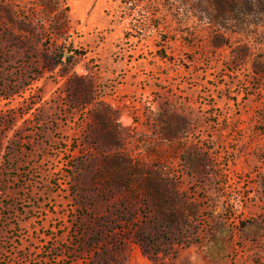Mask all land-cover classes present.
<instances>
[{"label": "rangeland", "instance_id": "374dc122", "mask_svg": "<svg viewBox=\"0 0 264 264\" xmlns=\"http://www.w3.org/2000/svg\"><path fill=\"white\" fill-rule=\"evenodd\" d=\"M180 1L0 0V264H264V39Z\"/></svg>", "mask_w": 264, "mask_h": 264}, {"label": "trees", "instance_id": "16d2710c", "mask_svg": "<svg viewBox=\"0 0 264 264\" xmlns=\"http://www.w3.org/2000/svg\"><path fill=\"white\" fill-rule=\"evenodd\" d=\"M181 4L185 5L182 1H180ZM191 6L192 12L188 11V6ZM207 5V7H206ZM214 6L215 8V15L212 14V11L209 9ZM234 4L232 3V0H188L187 4L185 5L186 8V13L188 18H196V15L193 13L195 12L196 9H203L204 11L208 12V16L211 19V24L209 28L215 33L214 36V45L218 48L223 47L225 45H229V42L232 38L231 35H245V36H255V37H260L261 39H264V32H257L251 35H247L245 33L236 31V30H224L221 27L222 24V17L227 14L232 8H234ZM182 8L178 7V17L181 15L180 10ZM184 9V8H183ZM249 10L250 7H249ZM198 21V20H197ZM202 24L208 25L209 21L208 20H203V21H198ZM230 33V34H229ZM219 35V36H218ZM239 48V47H238ZM240 51H236V57L240 59L241 61L245 62L248 56H251V52L253 49L251 47H242L240 46ZM264 51V49H263ZM76 54V51L70 50V49H64L60 46L56 47L54 50L52 56L50 57V60L55 64L59 65L63 63V59L66 58L67 62L69 64H72L71 59H73V55ZM261 57H264V55H261ZM260 57V58H261ZM57 58V59H56ZM260 67H262V71L264 72V60L262 63L258 64Z\"/></svg>", "mask_w": 264, "mask_h": 264}, {"label": "clouds", "instance_id": "9594fccd", "mask_svg": "<svg viewBox=\"0 0 264 264\" xmlns=\"http://www.w3.org/2000/svg\"><path fill=\"white\" fill-rule=\"evenodd\" d=\"M232 3L235 5L234 8L221 18V27L224 30H236L247 35L264 32V0H232ZM183 10L181 9V11ZM209 10L215 15L214 6ZM188 11L192 12L190 5ZM193 14L196 15L198 21L208 20L209 24L206 26H210L211 19L208 12L196 9ZM77 75L79 76L81 73L77 72Z\"/></svg>", "mask_w": 264, "mask_h": 264}]
</instances>
